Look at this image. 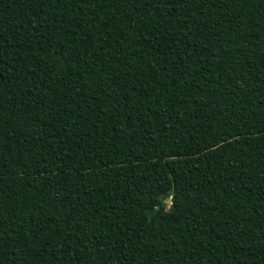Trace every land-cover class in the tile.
<instances>
[{
	"label": "trees",
	"instance_id": "trees-1",
	"mask_svg": "<svg viewBox=\"0 0 264 264\" xmlns=\"http://www.w3.org/2000/svg\"><path fill=\"white\" fill-rule=\"evenodd\" d=\"M0 264H264V0H0Z\"/></svg>",
	"mask_w": 264,
	"mask_h": 264
},
{
	"label": "built area",
	"instance_id": "built-area-1",
	"mask_svg": "<svg viewBox=\"0 0 264 264\" xmlns=\"http://www.w3.org/2000/svg\"><path fill=\"white\" fill-rule=\"evenodd\" d=\"M171 203H172L171 196H169V198L165 200V208L168 209Z\"/></svg>",
	"mask_w": 264,
	"mask_h": 264
}]
</instances>
